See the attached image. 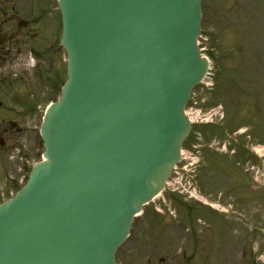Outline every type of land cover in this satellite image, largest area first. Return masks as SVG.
<instances>
[{
    "label": "water",
    "instance_id": "1",
    "mask_svg": "<svg viewBox=\"0 0 264 264\" xmlns=\"http://www.w3.org/2000/svg\"><path fill=\"white\" fill-rule=\"evenodd\" d=\"M68 80L44 159L0 206V264H117L134 217L165 188L209 60L201 0H60Z\"/></svg>",
    "mask_w": 264,
    "mask_h": 264
},
{
    "label": "rangeland",
    "instance_id": "2",
    "mask_svg": "<svg viewBox=\"0 0 264 264\" xmlns=\"http://www.w3.org/2000/svg\"><path fill=\"white\" fill-rule=\"evenodd\" d=\"M202 10L203 35L199 42L203 54L211 61L209 82L212 85L196 87L195 101L199 102V107L204 112L222 106L226 115L222 124L228 119L227 122L231 121L235 127L240 123L252 127L247 133L251 138H245L247 149L239 150L236 155H226L224 165H219L215 172L213 192L222 198H238V189L232 190L231 187L234 181L240 182L241 190H239L245 206V212L239 221L244 227V235L242 234L244 251L237 250L238 238H231L229 245L235 244V249L231 248L228 262L229 264H264V162L253 151L254 146L264 149V0H202ZM65 58L66 54L60 48L58 57L53 59L50 69L46 68L47 75L55 82V90L67 79ZM2 64L7 74L17 72L21 77V83L17 84L22 91L21 105L25 106L23 112L29 113L28 116H22L21 122L15 129L11 125L3 126L11 131L13 134L11 142H15L7 156H16V173L23 178V174L17 170L20 166L17 154L20 152L25 155L33 165L42 159L44 147L40 128L45 107L51 101L59 99L60 94L52 90L46 93V83L37 81L33 74L35 62L24 52L21 56H13ZM36 101L37 111L27 109ZM219 129V126L213 124L195 126V130L203 134V145L205 140L207 141L206 138L218 134ZM191 139L194 141L193 138ZM203 151L205 152L203 156L206 157V149L202 148ZM203 162L199 169L201 172L196 178L200 185L207 179V157ZM202 192L207 196L205 191ZM9 196L10 194H7L6 200ZM180 197L174 194L172 198H175V201H170L168 192L164 195L168 200L167 204L159 199L143 208L142 214L134 220L130 237L117 252L118 264H155L158 257L163 255L158 251L159 228L152 219L153 214H159L157 209L169 214L170 207L174 209L179 203H186L189 207L190 204H196L198 213H207V209L200 204L189 202L190 198L186 201ZM183 197L187 199L189 196L183 194ZM224 208L229 210L227 215L231 217L235 206H224ZM177 213L184 214L188 211L186 209ZM158 218L162 219L163 214L160 213ZM180 244L183 242L180 241ZM148 258L151 259V263ZM198 258L199 254H196L192 261H198Z\"/></svg>",
    "mask_w": 264,
    "mask_h": 264
},
{
    "label": "flooded vegetation",
    "instance_id": "3",
    "mask_svg": "<svg viewBox=\"0 0 264 264\" xmlns=\"http://www.w3.org/2000/svg\"><path fill=\"white\" fill-rule=\"evenodd\" d=\"M61 28L62 20L57 0H0V195H5L6 188L14 187L20 179L13 160L15 156H7L8 151L15 145V142H11L13 134L3 126L11 125L15 129L22 116L29 115L23 112L25 107L21 105L22 91L17 85L21 83V77L17 72L7 74L2 63L13 56H21L24 52L35 62L33 74L37 81L46 83L47 93L53 88V80L47 75L46 68L50 69L53 59L57 58L60 52L59 43L53 40ZM36 108L37 101L27 109L35 111ZM244 126L241 124L234 128L224 124L219 133L208 140L206 192L210 202L218 206L207 205V213L204 214L197 212L196 204L190 207L182 205L183 208L188 207L197 213L165 214L162 219L157 220L160 243L158 251L163 255L155 258V264H229L231 248L235 249V244L230 246L229 242L231 238L236 237L237 250L244 251V227L239 224V216L245 212L240 191L241 183L234 181L231 187L232 190L238 189V198H222L213 192L215 172L219 165H224V157L247 149L245 133L252 127L247 126L245 130L240 131ZM204 153H201V164L206 159ZM201 164L197 167L196 178L201 172ZM230 205L235 206L232 210L234 215L231 214V217L224 213L229 210H223L221 207ZM180 241L183 244L179 245ZM196 254H199L198 261H192ZM148 259L151 263V259Z\"/></svg>",
    "mask_w": 264,
    "mask_h": 264
},
{
    "label": "bare ground",
    "instance_id": "4",
    "mask_svg": "<svg viewBox=\"0 0 264 264\" xmlns=\"http://www.w3.org/2000/svg\"><path fill=\"white\" fill-rule=\"evenodd\" d=\"M257 152H258V154H260V155H262L263 154V148H261V147H258L257 148Z\"/></svg>",
    "mask_w": 264,
    "mask_h": 264
}]
</instances>
